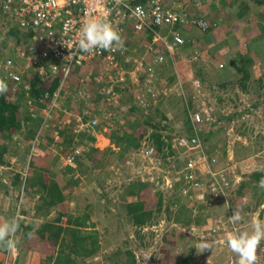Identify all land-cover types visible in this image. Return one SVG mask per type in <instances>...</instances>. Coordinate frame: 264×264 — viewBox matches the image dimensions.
Returning a JSON list of instances; mask_svg holds the SVG:
<instances>
[{
    "label": "rangeland",
    "instance_id": "1",
    "mask_svg": "<svg viewBox=\"0 0 264 264\" xmlns=\"http://www.w3.org/2000/svg\"><path fill=\"white\" fill-rule=\"evenodd\" d=\"M178 1H181V3L178 2L179 4L185 2L184 0ZM9 25L10 23L0 16V65L8 60H13L20 65V69H23L26 60L20 57L17 48H25L26 55H29L27 47L33 42V35L27 30H18L17 35L10 37L7 34ZM11 27L17 28L14 25ZM261 53L264 54V45L261 47ZM196 54L203 62L204 59L201 57V53L196 50L195 45L189 49L184 46L175 56L177 69L171 64L157 67L158 78L149 82L143 83L141 76L133 71L134 68L132 74L115 76L113 79L115 87L122 88L128 83L132 87V91L127 87L125 90L120 89L122 91L120 93L121 101L125 104L123 110L115 109L108 103L105 104L104 98L101 99L102 104L97 111V117L98 120L104 119V121L97 125L101 129L98 127L94 131L95 140H91L87 136V132H83L78 126L77 119L78 117L82 118L83 110L86 108L82 107V101L79 103L81 98L77 97L76 93L83 85L90 89L93 96H100L94 78L103 76V74L97 64L74 68L65 81V88L57 99L56 105L51 108H48L47 101H34L28 97H25V100L14 97V95L10 98L11 103L18 102L20 104L19 117L23 121V126L20 130L15 131L16 138L4 140L0 137V145L9 147L8 153L5 155V163L0 164V223L17 217L20 227L14 237L18 242L14 252L7 251L0 246V264H53L59 249V242L55 244L56 237H53V232L59 230L62 225L64 227L66 222H55V209L47 212V208L42 207L40 212L37 211V207L45 205L46 201L41 198L40 193L35 192L33 184L30 188L26 181L37 176L41 177L43 172L47 178L49 176L55 178V175L63 176L68 165L74 167L75 170L68 171L65 178L68 180L73 177L80 179L78 185L73 187L72 193L74 194L70 198L69 214L73 217L89 214L95 223L100 245L97 254L85 258L84 261H81L82 264H122L127 257L132 256L135 259L134 264H190L191 259L193 264L223 262L226 259L222 252L227 240L226 234L236 224H231L225 217L230 209L229 206L228 210H225L222 205H219V200L213 201L210 196H205V194L203 200L197 190H191L192 193L177 184L180 192L170 198L173 199V202H178L176 209L172 208L168 213L161 212V217H155L153 225L139 227L132 224L127 218L120 217L121 212H126V205L137 199L136 195H128L123 200L121 194L124 188H136L137 183L141 180L152 185L150 186L151 193H157L164 189H171L170 193L178 190L174 187L176 177L173 172L175 164L181 165V161H179L181 155H171L170 150L166 147L162 153L158 152L154 156L143 154L142 149L124 151L116 146L107 137V134L118 130L117 128L126 121L127 102L129 105L130 103L136 105L143 113H151V116L154 115L157 120L165 116L166 123L177 130L187 129L184 127L183 105L184 99H189L190 96L188 89L194 92L195 96L191 95L195 98V107L200 106V100H204L208 104L210 103L214 109L212 120L202 125L200 131V134H209V131L212 133L205 140L201 137L199 140L197 134L192 138L200 142L205 151L217 155L219 162L213 164L214 168L228 169L233 165L236 166L235 169L230 168L234 169L235 175L238 176V182L232 189H237L239 184L241 186L240 195L238 194L240 197L233 205H235L234 209L241 210L242 220L240 222L242 226L252 230L251 222L254 219L264 221V214L260 217L256 214L259 213L257 208L262 209V205H264V190L257 186L258 182L256 174H254L259 167L261 173L264 174V138L257 137L261 128L258 121H264V88L258 89V92L243 93L240 90H234L235 86L232 85L221 87L217 82L220 81L218 78L224 75L222 73L225 71L223 70L225 64H223L224 66L218 65L220 71L216 70L217 68L214 69L213 77L215 79H212V83L207 77L197 78L194 73L197 69L196 64H193L194 61H198V58L194 59ZM263 60L258 59L259 64L255 61L251 86H257V81L264 84ZM30 71L28 69L27 73L29 74ZM4 77V69L0 68V79H4ZM121 77H124L125 80L122 84L116 82V79L121 81ZM185 79H190L188 86L185 84ZM195 79L202 81L203 89H205L204 96H198V91L192 86ZM82 80L85 82L82 83ZM237 93L239 94L238 98H236ZM178 96L183 98V102L178 103ZM256 101L259 102V105L252 107V103ZM233 106H238L236 110H240L235 121L232 117ZM49 109L51 111H48ZM117 110L124 111V114L122 115ZM29 115L32 118L27 119ZM111 118L114 119L113 122L110 121ZM107 121L110 122V129L105 124ZM240 123L243 126V129L241 127L242 134L237 132L240 129ZM237 127L239 129H236ZM62 130H66L65 136L70 137L71 145L64 142V137L61 135ZM177 130L174 132L168 130L167 134L171 135L169 140L172 142L174 151L181 152V146L176 140L187 138V136H177ZM95 147L101 150L108 149V151L106 154H97L93 150ZM225 149L228 151V155L226 154L224 157ZM191 151H189V155H191ZM195 151L197 150L192 152ZM91 152L95 155L93 159L89 157ZM168 152L170 153L168 154ZM74 155L81 156L83 165L78 166L75 163ZM69 156L73 157L71 163L68 162ZM155 167L159 169L156 171ZM164 172L166 173L164 177L169 178L172 182V186L169 185L172 188H164V183L158 182L157 177L163 176ZM230 175L232 176V173ZM99 189L104 193L105 191L107 194L109 193L108 195L114 200L104 202L103 194L98 193ZM226 203L227 201H225ZM186 209L190 210V213ZM32 223H34L31 228L33 233L39 228L42 229V226L46 224V231L42 235L39 234V238H35L37 237L35 234L29 236V233H25V228ZM37 225L38 227H36ZM93 228L92 226L85 227L87 230ZM170 229L176 231V239L168 235L170 242L167 243L163 240V235L169 233ZM214 232H217L216 239ZM193 234L194 240L196 238L195 241H192ZM174 239L175 244H173ZM203 240L218 243L216 254H214V250H207L197 255V251L193 247ZM146 256H151L147 262ZM209 257H211L210 260ZM256 264H264L262 254L257 255Z\"/></svg>",
    "mask_w": 264,
    "mask_h": 264
},
{
    "label": "built area",
    "instance_id": "2",
    "mask_svg": "<svg viewBox=\"0 0 264 264\" xmlns=\"http://www.w3.org/2000/svg\"><path fill=\"white\" fill-rule=\"evenodd\" d=\"M194 5H201L202 0H186ZM178 0H0L1 16L14 25L18 30H27L33 35V42L27 47L29 55L23 47H18L20 57L25 58V66L13 60L0 65L4 69L8 92L15 93L20 90L28 94V99L47 101L48 108L56 105L57 99L65 88V81L74 68L97 64L103 76L94 78L97 91L105 104L115 109H123L120 89L126 85L115 87L113 79L117 75L132 74V70L141 76L143 83L157 79V67L173 65L177 69L175 56L189 39L184 33L187 27H197L202 31L217 26L202 16H192L186 6ZM108 22L116 29L124 43L114 51L97 49L92 53H84L78 49L77 33L86 18ZM8 27H11V26ZM136 38L133 43H127L124 37ZM137 36L141 39L138 40ZM198 56L195 55L194 59ZM28 69L31 71L27 73ZM99 71V70H98ZM27 74V76H26ZM56 76L61 77L59 87L49 91V86ZM118 83L125 82L124 77ZM85 80H82V83ZM107 84H106V83ZM112 82V83H111ZM194 84V85H193ZM192 86L196 88L197 95L204 96L202 81L195 79ZM128 85V83H127ZM47 86V87H46ZM38 89L32 95L31 91ZM79 95V96H78ZM155 95V94H154ZM76 96L90 100L96 96L88 87L80 86ZM165 96V95H163ZM200 106L190 109V118L197 138L200 137L201 126L209 123L214 114L212 105L200 100ZM137 104V103H136ZM46 105V103H45ZM48 111H51L49 109ZM97 111L90 106L84 110L82 118L78 117V126L83 132L97 129L99 120ZM120 111V110H117ZM200 140V139H199ZM193 145L187 138H180L178 144L181 150L191 151V155H181V165H176L173 175L176 177L174 185H181L182 189L200 192L201 199L208 195L211 200L223 198L228 203V189L237 184L238 179L234 169H216L217 155L205 151L202 144L192 139ZM143 154L156 155L155 148L144 139ZM73 157H68L72 162ZM156 171L159 168H154ZM232 173V176L230 175ZM158 176L164 188H172L169 178ZM170 185V186H169ZM175 187V186H174ZM205 194V196H204ZM264 210V205H262ZM260 217L259 213H256ZM238 227L233 226L229 233H237Z\"/></svg>",
    "mask_w": 264,
    "mask_h": 264
},
{
    "label": "trees",
    "instance_id": "3",
    "mask_svg": "<svg viewBox=\"0 0 264 264\" xmlns=\"http://www.w3.org/2000/svg\"><path fill=\"white\" fill-rule=\"evenodd\" d=\"M203 1V0H202ZM193 4V3H192ZM194 5V4H193ZM196 6V5H194ZM199 6V5H197ZM191 14V13H190ZM0 16H1V11H0ZM2 17V16H1ZM212 29V28H211ZM208 31V30H207ZM19 33L17 28L14 27H8L7 28V34L8 36L12 37L14 35H17ZM138 40H141L139 37H137ZM127 39V40H126ZM136 39V38H134ZM134 39L132 37L126 35L124 37V40H126L127 43H133ZM18 44V43H17ZM192 46L191 41L189 40L186 49H189ZM198 61H194V65L196 64V72L195 77L197 78H204L207 77L209 82L212 83V79L214 80V67L210 64V62H202L200 58L198 57ZM233 66L235 69H237V75L235 74V77L229 78L228 81H223V82H217L218 85L221 87L223 86H235L234 90H240L243 93H249V91H255L258 92V89H263L264 84H260V81H257L258 84L257 86H251V80H252V75H253V66L255 65V60L250 57H241L236 61H233ZM85 68V67H84ZM83 76V75H82ZM86 76V75H84ZM60 76H56L55 79H53L51 84L49 85V91H54L56 90L59 85H60ZM211 80V81H210ZM190 83V79H185V84L188 86ZM47 87V86H46ZM126 87L132 91V87L126 85ZM251 88V90H250ZM39 90H33L30 92L29 95L34 94L35 92H38ZM189 91V99H184V105H183V116H184V127L187 129H175L172 127L170 124L166 123V117L161 118L157 120L155 116H151V113H143L136 107V105H133L132 103L127 102V111H125V114L127 115L125 120L122 125L117 128L118 130H113L110 134H107V137L111 139L112 142L115 143L116 146L120 147L124 151H133L136 149H139L142 146V142L144 141L145 138H148L149 143L155 148L156 153L161 152L164 150L166 147L167 149L170 150L168 154L170 153L171 155H184L186 153L189 155V151L186 149L181 150V152H176L174 151L172 147V142L169 140L171 138L170 133L167 134V131H172L174 132L177 130V136H187L189 143L193 145L192 142V137L196 135V131L194 129L193 123L190 118V109H193L195 107V98H193L194 92L188 89ZM205 91V89H204ZM8 93V92H7ZM5 94L4 96H0V137L3 138L4 140L10 139L13 137V134L15 131H18L22 128V119L19 117L20 113V104L18 102H10V98L13 97H19L20 99H25V97L28 96L27 93L23 91H16L15 93H10ZM193 94V95H191ZM195 96V95H194ZM31 98V96H29ZM239 97V94L237 93L236 98ZM179 99H177L178 103L183 102V98L181 96H178ZM33 99V98H32ZM78 99V98H77ZM26 100V99H25ZM92 100V101H91ZM40 101V100H39ZM78 101V100H77ZM82 101L81 105L84 108L91 107L94 110H98L102 104L101 102V97L96 96L94 98H91L90 100H86L84 98H81L79 100ZM124 104V102H123ZM125 105V104H124ZM259 105V102H253L252 107H257ZM235 106V105H234ZM233 106V107H234ZM238 106L234 107L232 111V117L233 121H235L236 118H238V115L240 113V110H236ZM85 110V109H84ZM83 110V111H84ZM123 110V109H122ZM119 111L122 115L124 114V111ZM29 113V112H28ZM141 113V114H140ZM98 114V113H97ZM222 116V115H220ZM30 115L28 116L27 119H30ZM32 118V117H31ZM32 120V119H31ZM104 119L99 120V123H102ZM111 122L114 121L113 118L110 119ZM259 124L261 125V128L258 131L257 137L262 139L264 138V121H258ZM235 123V122H234ZM107 126L110 125V122L105 123ZM111 126H109L110 129ZM243 129L242 123H240V129L237 127L236 129L237 132L242 134ZM253 126L251 127V129ZM98 129V128H97ZM95 129V130H97ZM99 129H101L99 127ZM246 129V128H245ZM94 129H89L87 132V136L90 137L91 140H95L96 136L94 135ZM186 132V133H185ZM254 132V131H253ZM66 130L61 131V135L64 137V142L67 143V145H71V140L70 137L67 138V135L65 136ZM185 133V134H183ZM212 133V131H209V134ZM209 134H200L201 139L205 140V138L209 136ZM176 141H179L177 139ZM6 146V145H5ZM3 145H0V164L5 163V155L8 153V148ZM71 148V147H70ZM94 151H96L97 154H106L108 149L101 150L99 148H94ZM198 150V149H194ZM71 152H73V149L71 148ZM182 153V154H181ZM209 153V152H208ZM224 157L227 154L228 151L226 149L223 151ZM89 157L92 159L95 157L93 155V152L89 153ZM224 159V158H223ZM74 160L75 163L78 164V166L83 165L82 159L80 155H74ZM219 162V159L218 161ZM67 168L65 169V172L63 176H56L49 178L45 177L44 172L41 174V177H35V178H30L26 183L29 184V187L31 188V184L34 186V190L37 193H40L41 198L46 201V204L43 206H38L37 211L40 212L42 207L47 208V212H50L51 209H55L56 212V217H55V222H60L64 223L66 222L65 226L63 227L60 226L59 230L53 232V237H56V242L58 243L59 249L56 253L55 259L53 261V264H82L81 261H84L85 258L95 256L98 252V249L100 248L99 241H98V232L95 230V223L93 222L92 218L90 217L89 214H86L81 217H73L72 215L69 214V202L71 196L74 194L72 193L73 187H76L74 185H78L80 182V179L73 177L71 179H66V175L68 174V171H74L75 168L68 165L66 166ZM84 167V166H83ZM82 167V168H83ZM85 169V168H84ZM45 171L49 172L47 169ZM256 180L257 182L261 179L264 174L261 173V168L256 171ZM140 181V180H139ZM138 186L135 187H128L127 189L124 188L121 197L122 199H126L128 195H136L137 199L136 201L129 203L126 205L127 210L125 213H120V217L127 218L128 221H130L132 224H135L136 226L143 227L148 224L153 225L155 223V217H161V212L163 213H168L169 211L172 210V208L176 209V206L178 202L174 201L172 195H177L179 194V188L178 186L175 185L178 190H174L172 193H170L171 189H164L163 191H158L157 193H151V188L150 183L145 182V181H140L137 183ZM240 184L237 189H228V199L229 202L225 204V201L223 198L219 199H214L219 200V205H222L225 210H229L227 212V215H225L226 219L229 220V217L233 215V211L235 208L234 203H236L240 197L239 192H240ZM28 187V189H29ZM180 187V186H179ZM98 193L103 194L102 198L105 201L111 202L114 200L113 197L108 195L105 191L102 192V190L99 189ZM168 193V194H166ZM124 194V195H123ZM239 194V195H238ZM170 199V200H169ZM165 201V202H164ZM167 201V202H166ZM211 201L209 200V203ZM215 204V203H214ZM184 208L186 207L185 204L183 205ZM232 210V213H231ZM186 211L190 210L186 209ZM257 211H259L260 216H263L264 210L261 208H257ZM90 213V212H89ZM123 214V215H122ZM165 215V214H164ZM128 216V217H127ZM120 218V219H121ZM125 220V219H124ZM230 221V220H229ZM231 223V222H230ZM219 224V223H218ZM232 224V223H231ZM34 226V223L26 227L25 233H32L33 235L35 234V238H39V234L42 235L44 231H46V224L42 226V229H37L33 233L31 228ZM92 226L94 227L93 229L87 230L85 227ZM238 227L239 232L243 231H251L249 230L248 227H243L241 222H238L236 224ZM210 231H212L210 228H208ZM169 233H165L163 235V240L166 241L167 243L170 242V239H168V235H171L173 238L175 237V232L173 229H170L168 231ZM216 233L214 232L215 239H216ZM213 235V236H214ZM176 239V237H175ZM175 239L173 241V244H175ZM37 240V239H36ZM196 240V238H195ZM194 240V234L192 236V241ZM36 242V241H35ZM214 251H218V243L214 241ZM222 252L225 254L226 259L223 260V262L219 264H236V261L238 260V257L236 254L231 252V250L227 247V243L225 244L224 248L222 249ZM264 256V240L261 241L259 247L257 248L256 255ZM188 261V260H185ZM192 259L189 261L190 264H193ZM135 259L134 257H127L122 264H134ZM188 262V263H189Z\"/></svg>",
    "mask_w": 264,
    "mask_h": 264
},
{
    "label": "crops",
    "instance_id": "4",
    "mask_svg": "<svg viewBox=\"0 0 264 264\" xmlns=\"http://www.w3.org/2000/svg\"><path fill=\"white\" fill-rule=\"evenodd\" d=\"M184 1L181 5L186 6L192 16H202L217 24L208 31L187 27L184 33L214 69L220 71L218 65L225 64L224 75L218 78L219 82L237 75L233 61L252 57L259 64L258 59H264L261 53L264 45V0H203L199 6Z\"/></svg>",
    "mask_w": 264,
    "mask_h": 264
},
{
    "label": "clouds",
    "instance_id": "5",
    "mask_svg": "<svg viewBox=\"0 0 264 264\" xmlns=\"http://www.w3.org/2000/svg\"><path fill=\"white\" fill-rule=\"evenodd\" d=\"M78 49L84 53H92L97 49L104 51H114L123 46V39L120 33L114 29L108 22L97 20L96 18H86L77 33ZM8 92V84L5 80L0 79V96ZM257 186L264 190V176L258 181ZM233 224L242 220L241 210L234 209L233 215L229 217ZM19 220L13 217L8 221L0 223V246L5 250L14 252L17 241L14 239L19 230ZM38 227V225L36 226ZM252 230L229 233L227 235V247L237 255L236 264H256V251L262 240H264V221L254 219L251 222ZM29 236L32 235L30 232ZM214 241L203 240L194 245L197 255L207 250H214ZM151 256H146L145 260ZM211 257H209L210 260ZM208 260V261H209Z\"/></svg>",
    "mask_w": 264,
    "mask_h": 264
}]
</instances>
